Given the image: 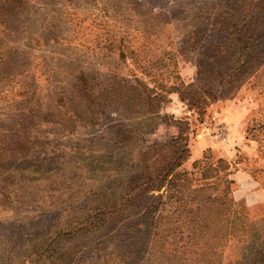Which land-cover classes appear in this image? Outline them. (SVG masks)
Listing matches in <instances>:
<instances>
[{
    "label": "rangeland",
    "instance_id": "1",
    "mask_svg": "<svg viewBox=\"0 0 264 264\" xmlns=\"http://www.w3.org/2000/svg\"><path fill=\"white\" fill-rule=\"evenodd\" d=\"M152 143L163 156L137 162ZM178 153L175 185L147 189L136 164ZM263 247L264 0H0V264Z\"/></svg>",
    "mask_w": 264,
    "mask_h": 264
},
{
    "label": "trees",
    "instance_id": "2",
    "mask_svg": "<svg viewBox=\"0 0 264 264\" xmlns=\"http://www.w3.org/2000/svg\"><path fill=\"white\" fill-rule=\"evenodd\" d=\"M2 1L16 3L18 5H22L24 3V0H2ZM49 39H51V38H49ZM132 88L134 89V87H132ZM141 94H143L142 99H145L144 91ZM85 95H87V98L90 97V94H85ZM137 99L141 100L140 97H137ZM69 104H70V101H63V105L65 107L68 108ZM71 111H73V110L71 109ZM74 116H75V114H74ZM145 119L150 121V119H148V117ZM143 128H145V132L149 131L146 124H145V126L143 125ZM145 132H142V129L137 128L136 130L134 129L133 132L126 133L125 134L126 143L127 144L130 143L128 141L130 138L139 135V133L141 135ZM159 146L163 147L165 145L164 144H158V143H152V144L146 146L147 149L135 154L138 157L137 162L140 163V161H143L144 157H146L148 155L149 151L154 152V157L163 156L162 153L158 152ZM157 159L158 158H156L155 160H157ZM132 160L133 159H130L129 162H135ZM165 160H167L166 163L165 164L164 163H161V164L158 163V165H159L158 167H156L157 161L152 162V166L147 165V164L146 165L136 164V166L139 168V170L142 171L143 174L150 177L148 181H150L152 179V177H154V180H155V181H153L155 183L154 186H149L147 189H149V190H160L165 185H167L168 187H172L175 185L174 183L176 182V180L178 179V177L181 175V173L183 171V170H180L181 168H179L182 164V162H180V159H179V153L176 156L166 157ZM221 160H222V158H219L217 161L219 162ZM194 162H196V160ZM151 167H152V169L150 170ZM145 168H147V169H145ZM167 190H170V189H167ZM165 206H166V204L163 205V207L161 208L162 212L166 210ZM175 210H177V209H175ZM190 213H191V208H188L184 214H190ZM172 214H174L178 219L180 217H182L180 215L179 210L176 213H175V211L172 212ZM153 217L154 216H152V218ZM173 232H176V231H173ZM174 235H176V237H178V240L180 241V240H182L184 233L182 231H179L177 234L175 233ZM177 243L178 242H175V246L177 245ZM186 243H189V242H186ZM183 248L186 249L187 246L184 245ZM263 249H264V247L261 249V251L258 252L257 259H255L252 264H264V250ZM185 251L186 250H182L181 252H185Z\"/></svg>",
    "mask_w": 264,
    "mask_h": 264
},
{
    "label": "crops",
    "instance_id": "3",
    "mask_svg": "<svg viewBox=\"0 0 264 264\" xmlns=\"http://www.w3.org/2000/svg\"><path fill=\"white\" fill-rule=\"evenodd\" d=\"M239 116H240L239 119H238L239 123H240V121L243 122V121H242V118L245 117L244 114H241V115H239ZM235 121H237V120H235ZM203 141H204V142H201V144H203V145H204V144H207V143L205 142V140H203Z\"/></svg>",
    "mask_w": 264,
    "mask_h": 264
}]
</instances>
